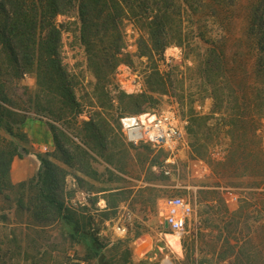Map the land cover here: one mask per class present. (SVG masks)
<instances>
[{
  "label": "trees",
  "instance_id": "16d2710c",
  "mask_svg": "<svg viewBox=\"0 0 264 264\" xmlns=\"http://www.w3.org/2000/svg\"><path fill=\"white\" fill-rule=\"evenodd\" d=\"M60 15L65 17L62 22ZM128 24L139 33L136 52L128 50ZM72 25L87 66L99 80L93 86L96 93L100 91L96 98L85 91L83 77L71 71L64 59L63 34ZM172 45L179 46L183 61L192 65L167 62L166 50ZM136 59L143 65L145 92L127 94L115 86L118 91L113 95L116 68L126 63L134 70ZM27 74L35 77L33 90L19 83ZM83 91L88 103L82 99ZM164 95L175 97L181 105L190 103L185 112L187 132L198 152H207L201 141L207 144L204 137H212L215 127L209 121L220 114L224 155L214 162L223 169L211 168L222 178L225 174L240 178L238 186L244 192L230 219L210 208V217L201 219L198 237L217 233V239L229 243L233 251L230 241L240 239L232 238V233H243L245 238L249 234L243 229L250 218L248 196L253 194L261 247L240 246L229 264H264V0H0V228L19 227L10 230L7 246L0 248V264H56L48 248L35 246L38 233L30 232L57 224L67 231L61 233L62 241L67 237L90 241L91 251L84 261L115 264L102 252L95 233L86 231L90 223L81 220V209L66 205L65 179L70 170L80 186L95 188L78 175H95L94 154L122 171L130 156V144L119 132L123 111L152 108ZM207 98L213 102L212 110L198 112L194 104ZM84 113L88 120L80 118ZM32 115L46 120L55 150L38 153L37 174L13 183L14 159L32 152L21 127ZM108 115L116 122L111 123ZM204 193L199 201L211 206L220 202L221 209L228 211L226 194L205 200L206 191L199 189L197 195ZM10 215L22 219L9 222ZM131 253L127 242L126 262ZM215 253L220 262L227 259L221 248ZM193 258L187 255L185 264ZM196 264L207 263L203 259Z\"/></svg>",
  "mask_w": 264,
  "mask_h": 264
},
{
  "label": "rangeland",
  "instance_id": "374dc122",
  "mask_svg": "<svg viewBox=\"0 0 264 264\" xmlns=\"http://www.w3.org/2000/svg\"><path fill=\"white\" fill-rule=\"evenodd\" d=\"M64 20V16L60 15L58 17L59 22ZM240 21L239 18L236 25L237 29L241 27ZM127 34L128 50L136 52V41L139 33L131 24H128ZM63 55L69 69L83 77L84 83L88 86V90L85 91H88L92 96L95 95L96 98V94H100V91L96 93L93 86L99 80L87 66L86 54L78 40L76 26L74 25L70 26V30H66L63 34ZM166 58L167 62H182L184 60L183 51L179 46L172 45L166 50ZM143 59L146 61V58ZM185 62L189 66L192 65V61L188 60ZM142 67L143 65L138 59L135 60L134 70L128 64L120 63L116 68V80L113 81L112 94L114 95L118 90L124 91L127 94L145 92L146 85L140 72ZM19 83L28 86L31 90L36 86L33 74L25 75ZM115 86L118 90H114ZM85 91L81 92V95L84 103H88L84 95ZM158 99V102L152 108L146 109V107L145 110L143 108L140 111L134 109L126 110L123 111L122 117L155 111L163 113L168 118H178L180 124L183 126L184 139L178 146L176 155H173V162L168 166L171 174L166 175L167 177L163 176L161 170L156 167L166 165L165 159L170 153L165 147L153 146L147 142L134 144L126 141L130 144V156L126 159V164L123 166L124 169L122 171L115 166L108 165L101 157L94 154L96 161L92 164L95 175L86 176L78 172L80 177L95 188L91 189L85 183L80 186L75 174L68 170L65 179L66 205L81 209V216H83L81 220L90 223L86 226V231L95 233L102 244V252L108 256L110 255L114 259L115 264H185L186 257L189 254H192V257H194V262H190L189 264H196V261L200 262L203 259H205L207 264H229L230 260L234 261V255L238 248L244 244L253 249H260L261 243L257 234L260 224L254 221V217L258 215V212L255 211L254 203L256 199L253 197V194L248 196L249 200L246 211L250 218L246 219V226L243 229V231L249 232V234L245 238L243 233H232V238L233 236H237L240 239V241L238 240L239 242L235 239H230V244L234 245L233 251L229 249L232 247L228 245L229 243L223 244L222 239H217L219 237L217 233H206L207 235L202 239L198 237L197 231L203 226L202 220L210 217V214H207L210 208L217 211L221 210L219 215L224 219H228V217L230 219V212L237 209V198L243 192L240 186H238L241 180L238 177L233 179L228 174L223 175L222 178L221 175L216 174L211 168V165L216 166L214 158L222 159L224 155V151L221 150L224 149V143L219 142L222 139L221 132H219L222 126L220 114L213 116L215 118L209 121L211 124L208 125L211 128L215 127L211 132L212 137L210 135L204 137L207 139V144L206 141H201V144L206 146L207 152H198L191 147L187 132L189 120L188 116H185V112L189 109L190 103L181 105V103L176 101L175 97L169 95L161 96ZM115 104L117 105L118 103L116 102ZM212 106L213 102L210 98L199 100L194 104V108L200 113H210ZM90 109V107L86 108L87 111H90ZM114 116V119H118L116 114ZM108 117L111 123L116 122L112 119L111 115H108ZM80 118L88 120L89 115L84 113ZM262 120L264 124V117ZM25 123L32 130L35 127L38 129L39 123H45L47 129L49 127L45 119L33 115L28 117L21 126L29 137V149L32 151L31 153L24 154L22 158L33 156L35 160L33 164L38 165L39 170L41 161L37 154L40 152H53L55 150V143L53 149L48 148L43 152L38 150L33 144V139L30 137L29 132L24 128ZM217 123L218 126H216ZM207 130H210V128ZM119 132L122 134L120 128ZM39 133L43 136L42 132ZM29 165L28 170L32 171L33 165L31 161ZM251 166L255 167V163H252ZM216 167L220 172L223 169L221 165ZM14 168L18 171L21 166L16 165ZM38 170H34L33 176L37 174ZM230 181H236L237 183L231 185ZM218 183L224 186L219 187L217 186ZM227 186H231L229 189H231L230 192L232 194L230 195L234 197L235 201L233 203L227 202L229 205L228 211L224 207L221 209L220 202L211 206V202L206 204V202L199 201L202 196H205V193L197 195L199 189L206 191L205 200L211 198L218 199L219 195H227ZM214 191H218V194ZM253 191L254 188L250 184V192ZM169 196H183L194 207V211L187 221L185 231L180 236L179 251H175L169 243L168 237L171 236L168 235L173 232L165 227L160 212L161 201ZM20 219L22 217L19 215H10L9 222ZM14 228H18L19 231V227H14L13 225L0 228V248L7 246V242L12 235L10 230ZM30 233H38L35 235L38 239L34 243L35 246L37 248L41 247V249L48 248L56 259V262H54L56 264H95V260H91L90 262L83 260L88 251H91L92 244L90 241L83 242L78 239H69L68 237L64 241L60 239L61 233H67L63 224L43 229L39 228ZM127 242L130 243L132 251L131 257L127 259L128 262H126L125 257ZM219 248L227 252V259L223 262L218 260V256L215 253V250L217 251Z\"/></svg>",
  "mask_w": 264,
  "mask_h": 264
},
{
  "label": "built area",
  "instance_id": "2783aa9c",
  "mask_svg": "<svg viewBox=\"0 0 264 264\" xmlns=\"http://www.w3.org/2000/svg\"><path fill=\"white\" fill-rule=\"evenodd\" d=\"M120 121L128 142L134 144L147 142L167 149L170 154L165 159L166 165L156 167L165 175L171 174L168 166L173 162V155H176L178 146L184 139L183 126L178 118H168L163 113L148 111L139 115L121 117ZM230 194L232 193L228 191L226 200L228 203H233L234 197ZM160 206L165 227L167 225L166 228L180 238L194 211L192 203L183 196H169L161 201Z\"/></svg>",
  "mask_w": 264,
  "mask_h": 264
},
{
  "label": "crops",
  "instance_id": "0c3cea01",
  "mask_svg": "<svg viewBox=\"0 0 264 264\" xmlns=\"http://www.w3.org/2000/svg\"><path fill=\"white\" fill-rule=\"evenodd\" d=\"M28 123V121H27ZM25 123V130L29 132L30 137L33 139V144L37 147L38 150H41L42 152L48 148L53 149L54 148V141L53 137L47 129L45 123H39L38 129L35 127V129H31L28 124ZM39 132L43 133V136L40 135ZM45 137V139H44ZM32 162V171L28 170L29 162ZM35 160L33 159V156L29 158H15L13 161V168L11 170V180L13 183H18L21 181H24L28 179L29 177L33 176L35 171L38 170V165H34L33 163ZM21 166V168L17 171L15 170V166ZM35 170V171H34Z\"/></svg>",
  "mask_w": 264,
  "mask_h": 264
},
{
  "label": "bare ground",
  "instance_id": "6f19581e",
  "mask_svg": "<svg viewBox=\"0 0 264 264\" xmlns=\"http://www.w3.org/2000/svg\"><path fill=\"white\" fill-rule=\"evenodd\" d=\"M168 236H171V237H168V240H169V243L171 244V246L175 249V251H179V248H178L179 242H180L179 236L174 234V233H171Z\"/></svg>",
  "mask_w": 264,
  "mask_h": 264
},
{
  "label": "water",
  "instance_id": "95a60500",
  "mask_svg": "<svg viewBox=\"0 0 264 264\" xmlns=\"http://www.w3.org/2000/svg\"><path fill=\"white\" fill-rule=\"evenodd\" d=\"M166 227H167V225H166Z\"/></svg>",
  "mask_w": 264,
  "mask_h": 264
}]
</instances>
